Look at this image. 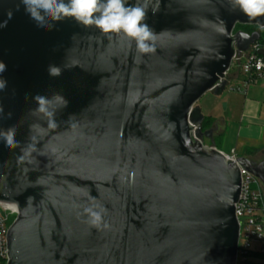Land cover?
Masks as SVG:
<instances>
[{
    "label": "water",
    "instance_id": "95a60500",
    "mask_svg": "<svg viewBox=\"0 0 264 264\" xmlns=\"http://www.w3.org/2000/svg\"><path fill=\"white\" fill-rule=\"evenodd\" d=\"M147 2L157 33L149 54L73 19L39 28L22 4L0 29V130L15 125L22 147L35 145L20 161L0 140V204L18 205L7 264L237 263L240 167L264 184V162L216 149L196 106L223 95L236 53L260 40L236 27H260L230 0ZM18 3L0 0V21ZM50 65L62 74L50 76ZM38 94L68 100L56 107L58 127L31 114ZM93 205L106 228L86 222Z\"/></svg>",
    "mask_w": 264,
    "mask_h": 264
},
{
    "label": "clouds",
    "instance_id": "9594fccd",
    "mask_svg": "<svg viewBox=\"0 0 264 264\" xmlns=\"http://www.w3.org/2000/svg\"><path fill=\"white\" fill-rule=\"evenodd\" d=\"M231 10H239L249 20H256L260 29L264 31V23L259 19L264 17V0H230ZM24 6V11L35 21L37 27L52 30L56 22H62L66 19H73L75 22L85 28L95 27L102 34L111 37L112 34L122 36L127 39L129 44L135 43L136 51L140 54H149L155 52L156 31L146 22L148 19L149 7L147 0H137L135 4H129L127 0H20L15 9H9L5 15L6 19L0 21V29L6 28L8 22L13 18L14 11L20 10V5ZM156 9L152 10V14ZM247 38V33L241 34ZM255 68L260 71L264 68V60H256ZM244 70H249V65L244 66ZM6 71V65L0 61V73ZM49 75L59 77L62 69L58 66L50 65ZM6 80L0 78V91L5 90ZM37 107L31 109L32 115L39 118L41 115L46 117L47 127L56 128L58 122L55 118L56 107L66 108L68 100L60 94H54L51 98L44 95L34 96ZM4 112L0 105V115ZM11 113L8 117L11 118ZM72 117L70 116L69 119ZM37 125H30L34 129ZM17 127L14 125L7 130H0V140L4 141L8 149H17L21 151L18 160L23 161L26 156H30L35 151V145L29 143L22 147L20 141L16 139ZM31 139V138H30ZM33 200L28 197L27 201ZM6 211L15 212L18 205L6 207ZM104 209L98 205L88 206L83 209V214L87 217L86 222L93 228L100 229L107 227L104 222Z\"/></svg>",
    "mask_w": 264,
    "mask_h": 264
},
{
    "label": "built area",
    "instance_id": "2783aa9c",
    "mask_svg": "<svg viewBox=\"0 0 264 264\" xmlns=\"http://www.w3.org/2000/svg\"><path fill=\"white\" fill-rule=\"evenodd\" d=\"M264 47L257 42L248 52L236 53L230 71L227 74L229 86L232 91L247 90L251 84L264 81V68L257 71L256 60H264L260 54ZM249 65L245 71L244 66ZM235 69V74L242 80L231 84L230 72ZM236 160L235 154L227 156ZM242 176V190L240 200L236 205V216L240 226L238 257L236 264L264 263V193L263 183L253 174L240 167ZM257 187V190L253 187ZM12 205L0 204V264L8 262V233L15 221L18 211H6Z\"/></svg>",
    "mask_w": 264,
    "mask_h": 264
},
{
    "label": "crops",
    "instance_id": "0c3cea01",
    "mask_svg": "<svg viewBox=\"0 0 264 264\" xmlns=\"http://www.w3.org/2000/svg\"><path fill=\"white\" fill-rule=\"evenodd\" d=\"M242 78L231 75V84ZM231 86L219 97L213 93L205 95L199 108L212 122L216 149L228 156L254 160L260 154L257 152L264 150V81L241 91H232Z\"/></svg>",
    "mask_w": 264,
    "mask_h": 264
},
{
    "label": "trees",
    "instance_id": "16d2710c",
    "mask_svg": "<svg viewBox=\"0 0 264 264\" xmlns=\"http://www.w3.org/2000/svg\"><path fill=\"white\" fill-rule=\"evenodd\" d=\"M238 31H243V32H246L248 34H252L254 32H257L259 31L260 32V40L258 41L259 44L261 46L264 47V31L260 30L258 27H251V26H240L238 25L235 29V32H238ZM212 126V122L209 120V119H206L205 118V121H204V130H210V127ZM253 264H264V263H253Z\"/></svg>",
    "mask_w": 264,
    "mask_h": 264
},
{
    "label": "rangeland",
    "instance_id": "374dc122",
    "mask_svg": "<svg viewBox=\"0 0 264 264\" xmlns=\"http://www.w3.org/2000/svg\"><path fill=\"white\" fill-rule=\"evenodd\" d=\"M230 74H235V69H232V71L230 72ZM233 85H234V82H233ZM206 99V98H205ZM202 103H203V100H201V101H199V103L197 104V106L196 107H199V106H201L202 105ZM204 145L206 146V147H211L212 145L210 144V141L209 140H205V142H204ZM218 145V144H217ZM217 147V146H216ZM218 147H220V144L218 145ZM262 151H259V152H257V153H261ZM254 155V154H253ZM252 155V156H253ZM226 156H228V155H226ZM259 157V155L255 158V159H257ZM254 158V157H253ZM253 158H250L251 160H253ZM249 159V158H248ZM253 189H255V190H257V187L255 186V187H253Z\"/></svg>",
    "mask_w": 264,
    "mask_h": 264
},
{
    "label": "flooded vegetation",
    "instance_id": "af4514ba",
    "mask_svg": "<svg viewBox=\"0 0 264 264\" xmlns=\"http://www.w3.org/2000/svg\"><path fill=\"white\" fill-rule=\"evenodd\" d=\"M210 130H213V132H214L213 126L210 127ZM214 144H215V142H214ZM254 161H256L257 163L264 162V150L259 154V157L257 159H254ZM263 193H264V184H263Z\"/></svg>",
    "mask_w": 264,
    "mask_h": 264
}]
</instances>
